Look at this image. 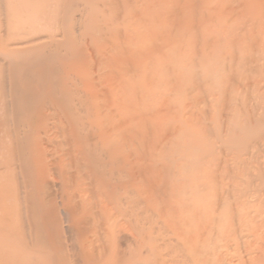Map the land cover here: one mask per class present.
<instances>
[{"label": "bare ground", "instance_id": "bare-ground-1", "mask_svg": "<svg viewBox=\"0 0 264 264\" xmlns=\"http://www.w3.org/2000/svg\"><path fill=\"white\" fill-rule=\"evenodd\" d=\"M0 264H264V0H0Z\"/></svg>", "mask_w": 264, "mask_h": 264}, {"label": "rangeland", "instance_id": "rangeland-1", "mask_svg": "<svg viewBox=\"0 0 264 264\" xmlns=\"http://www.w3.org/2000/svg\"><path fill=\"white\" fill-rule=\"evenodd\" d=\"M260 78H257V80H259Z\"/></svg>", "mask_w": 264, "mask_h": 264}]
</instances>
